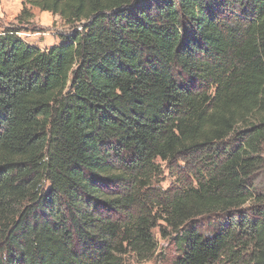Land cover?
Segmentation results:
<instances>
[{
  "label": "trees",
  "instance_id": "16d2710c",
  "mask_svg": "<svg viewBox=\"0 0 264 264\" xmlns=\"http://www.w3.org/2000/svg\"><path fill=\"white\" fill-rule=\"evenodd\" d=\"M22 4L81 28L0 35V264L142 262L159 223L174 264H264V0Z\"/></svg>",
  "mask_w": 264,
  "mask_h": 264
},
{
  "label": "rangeland",
  "instance_id": "374dc122",
  "mask_svg": "<svg viewBox=\"0 0 264 264\" xmlns=\"http://www.w3.org/2000/svg\"><path fill=\"white\" fill-rule=\"evenodd\" d=\"M27 10L30 17L22 15L23 10ZM28 16V15H27ZM80 24L69 26L58 17L48 13H42L36 9L24 8L22 0H0V35L8 30L18 32V37L26 44L49 50L61 43V38L71 34L74 30H80ZM160 165L162 175L158 179V186L163 190L176 187L185 178L182 172V164L168 165L157 161ZM258 190L264 191V183L257 184ZM217 220L221 222L223 217L218 219L216 216H205L197 218L188 227L197 226L206 231L211 230ZM160 227L153 230L156 242V252L149 260L136 262L134 257L128 255L125 260L130 264H174L177 258V251L174 246V235L163 239L160 229L167 230L165 224L159 223ZM160 228V229H159ZM168 231V230H167Z\"/></svg>",
  "mask_w": 264,
  "mask_h": 264
}]
</instances>
